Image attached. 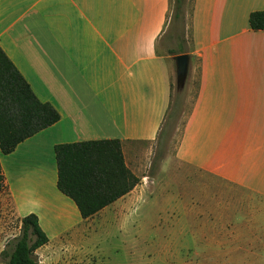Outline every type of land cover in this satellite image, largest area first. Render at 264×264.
Here are the masks:
<instances>
[{
  "label": "crops",
  "instance_id": "obj_1",
  "mask_svg": "<svg viewBox=\"0 0 264 264\" xmlns=\"http://www.w3.org/2000/svg\"><path fill=\"white\" fill-rule=\"evenodd\" d=\"M263 9L264 0L192 1L190 48L178 55L190 57L186 88L196 92L170 162L264 201V31L248 25ZM171 14L170 0H0V49L60 116L0 153L16 217L36 215L47 244L85 237L87 222L93 234L120 232L134 212L140 220L141 185L83 220L57 188L54 147L119 140L125 159L134 144L157 140L172 102L175 55L158 48ZM258 211L251 217L264 226V205Z\"/></svg>",
  "mask_w": 264,
  "mask_h": 264
},
{
  "label": "rangeland",
  "instance_id": "obj_2",
  "mask_svg": "<svg viewBox=\"0 0 264 264\" xmlns=\"http://www.w3.org/2000/svg\"><path fill=\"white\" fill-rule=\"evenodd\" d=\"M191 5L187 0L184 21L170 22L159 42L161 52L174 55L190 48L186 32ZM186 82L177 90L173 60L172 102L163 136L152 144H134L125 153L124 162L147 197L137 210L140 220L134 212L120 232L99 226L93 234L87 222L82 227L85 237L77 234L74 240L71 236L39 248L37 264H264V226L252 219L264 201L170 162L196 92V85L187 90ZM242 203L249 207L241 209ZM20 225L6 191L0 189V253L10 250ZM5 261L0 256V264Z\"/></svg>",
  "mask_w": 264,
  "mask_h": 264
},
{
  "label": "trees",
  "instance_id": "obj_3",
  "mask_svg": "<svg viewBox=\"0 0 264 264\" xmlns=\"http://www.w3.org/2000/svg\"><path fill=\"white\" fill-rule=\"evenodd\" d=\"M186 1L170 0L171 21L181 17L184 21ZM248 25L253 31H264V9L252 12ZM59 119L56 109L38 100L0 49V153H12L21 142L54 125ZM163 133L164 127L159 137ZM54 156L57 188L74 202L83 220L127 194L139 182L125 165L119 140L56 145ZM0 189H4L1 168ZM20 223L19 236L10 250H3L0 256L6 258L5 264H37L35 253L48 243V238L36 215L29 214Z\"/></svg>",
  "mask_w": 264,
  "mask_h": 264
},
{
  "label": "water",
  "instance_id": "obj_4",
  "mask_svg": "<svg viewBox=\"0 0 264 264\" xmlns=\"http://www.w3.org/2000/svg\"><path fill=\"white\" fill-rule=\"evenodd\" d=\"M175 63L176 88L183 90L187 80L190 57L187 54H180L173 57Z\"/></svg>",
  "mask_w": 264,
  "mask_h": 264
}]
</instances>
